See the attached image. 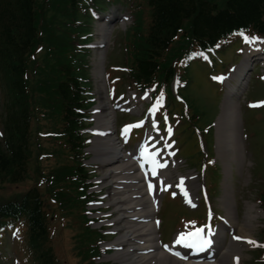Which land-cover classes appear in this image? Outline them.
Segmentation results:
<instances>
[{
	"label": "trees",
	"instance_id": "16d2710c",
	"mask_svg": "<svg viewBox=\"0 0 264 264\" xmlns=\"http://www.w3.org/2000/svg\"><path fill=\"white\" fill-rule=\"evenodd\" d=\"M113 2L136 16L139 8L149 12L145 32L133 19L123 36L121 82L138 92L165 91L171 102V79L180 75L186 88L178 69L202 51H224L238 32L264 36V0H0V190L15 187L0 197V231L19 225L31 264H59L49 243L52 203L76 231L75 263L94 264L99 254L102 234L89 228L85 209L84 128L92 103L85 45L93 14ZM198 119L192 116L194 126ZM259 204L264 208V175Z\"/></svg>",
	"mask_w": 264,
	"mask_h": 264
},
{
	"label": "rangeland",
	"instance_id": "374dc122",
	"mask_svg": "<svg viewBox=\"0 0 264 264\" xmlns=\"http://www.w3.org/2000/svg\"><path fill=\"white\" fill-rule=\"evenodd\" d=\"M215 2L219 6H224V0H215ZM133 10H128L127 8L122 7L120 4L115 3L111 6L108 5L104 12L96 14L95 18L93 17L95 28L93 32V38H91L92 41L89 44L91 47L85 57L88 62V73L90 77L89 85L92 86L95 93L94 96L96 104L93 105L94 107L98 103L97 86L93 71V59L96 54V46L94 45V43H96V25L102 19L104 20L109 15L115 14L118 18H115L111 41L108 46L107 52L105 53L103 65L101 66V75H103V88L105 90V97L107 99V102L113 111L112 119L113 126L115 125L114 127H116L120 123L139 118L141 116V114L139 113L145 110V107L148 106V94H137L133 90L130 91L129 87L124 82L123 85H121L122 88L119 90V80L121 77L119 72H121L122 70V65L126 55V48L123 42V34L126 27H128L131 23V16L129 11H131L133 19L137 22V29L139 31L145 32L147 27V17L149 14L148 10L144 7L136 9L138 13L137 16L135 15ZM123 19L125 21L124 24H122ZM232 36L233 34L229 36V40L230 42H232V45H230L224 53L220 54L219 56L217 55V57L211 58L214 66L213 71H211L210 66L204 64L203 60L201 59V62L198 60L192 62L188 66V68L178 69L179 73L183 74L186 77V80H189L190 84V89L188 86V89H185L183 91V95L189 100L188 103H192L193 105L190 106L189 115L197 116L199 117V119L196 123V126H194L193 123H191V121L189 120H186L185 123V119L179 122L178 125L175 124V137L178 140V153H176L172 158L167 156L166 159L169 160L170 164L168 166L173 170L174 175L185 176L189 173L193 174V177L196 181V186H192L190 187V189L195 196L196 203L198 200L199 204L196 210H190L183 206L176 193L175 195L177 196V199L174 198L171 192H175L173 189V184L176 181V177H173L168 183V191L171 192L166 191L164 193L162 201L163 205H160L157 217H161L163 221L162 225L159 228L160 241H169L171 243V239L174 233L177 234L178 232H183L184 230H186L184 228H181L182 225L186 224L183 222V220H196L199 217L201 218V221L204 220L206 209L204 207V201L202 200L203 198L201 197V193L203 194L201 190L206 186L212 213L214 214L213 221L218 224L217 228L219 230L226 233V241L222 245L221 249H224V251H226V247L231 241L232 237L238 234L234 231H231V234L227 229L220 228L223 224L222 221L227 217L228 221L234 223L236 227H245L247 229L246 234L250 235L257 241V243H251L248 245L243 240H236V244L238 245L237 254L239 256V260L236 258L232 259L226 256L225 261H231V263L233 262L232 264H249L250 259H253L254 263V249L260 245L261 240H264V236L261 233L264 213L258 203V189L262 184V173L264 172V110H260L259 108H252L250 106L251 101L264 98V83L260 80V71L258 70V67H256L252 72L247 91H244L243 94L238 97L240 107L239 115L240 117L242 115L243 121V127H239L238 132L240 134V132L242 131L243 142L245 143L244 158H242L243 160L240 161L238 159L240 158L239 149H237V153H235V156L231 158L232 160H224L221 157V154L217 152L218 145L216 144V141L214 147L211 146L212 140H209L211 133L208 136L202 135V130L207 129V125H209L210 122L214 121L220 111V104L222 101V98H220V96L222 97L224 93V82L226 83V80H228L230 77L229 66L232 65L231 68L236 65L238 66L239 62L243 58L242 54L244 52L253 51L251 45H246L241 42V38H239V40L237 41L231 40V38L236 37ZM223 63L226 64L225 68L221 69V71H223L224 73L225 81L219 85L218 83H214L211 81L212 77L210 78V74L212 72L220 70V67ZM119 92L121 95H119ZM179 94L182 95V93ZM116 104H118L119 107H122V109L128 110L129 112L131 111V113L125 111L130 115L123 112L121 113L118 109H115ZM93 107H89L88 112L91 111ZM182 108L183 105L180 102L174 103L170 110L178 114L181 112ZM163 114L164 112H159L161 118ZM41 122L45 123L44 120H42ZM95 122L93 120L92 126L95 125ZM186 124L189 127L186 128ZM198 129L201 130L202 136L200 135V137L206 143L209 152L213 153V158L216 166H209V173L207 174L206 169L205 175L202 174V171H198L200 170L199 160L202 158V155H198L199 153L196 152V150H200L201 148L198 140L195 138V136H199ZM151 130L152 129L149 125L142 128L141 134H139L136 142L138 141L139 143H146L145 139L148 138L149 132ZM244 131L247 137L245 136ZM152 134L155 136V139H161V144L163 142H167L166 138L162 139L164 135V129L162 125H160L159 129H155ZM134 136L135 131L132 133V140L134 139ZM89 137V142L86 144L85 148V152L88 154L85 163L87 165H90L89 168L92 170V176H94L92 178L94 187L91 188V191H94V193L91 194L93 196H97L98 201L99 199H101V203H95V205L99 207L97 209H94L98 211L93 213L92 215L97 216V218L102 217L103 215H108L107 218L98 219L96 222H92V226L104 224L106 225L107 230H113L114 233L110 236L111 240L109 243H112L113 245L119 233L116 230L117 227L116 223L114 222L116 214L114 211V206L109 202V197L107 196L108 188L111 187V184L101 179L99 169L100 163L92 160L93 154L91 153L89 148L92 144V140L95 139V136ZM2 139L3 131L0 124V141H2ZM249 142L251 145L249 144ZM133 147L134 144L131 141L129 142V144L125 145V149L128 151ZM203 152L208 153L205 147H203ZM180 155H182L185 160L182 159ZM173 163H176V165H174ZM190 163H197V165L191 166ZM218 172L220 173L219 177L217 174ZM97 180L100 181L98 183H95ZM14 188V186L9 187L8 185L4 189H1L0 197L10 195ZM17 188L23 189V185H20ZM3 199L5 198L3 197ZM91 205L92 204L89 205L90 208ZM228 209H231V211H229ZM167 213L171 214L167 215ZM47 215L49 220L51 221L50 244L53 248L55 256L58 258L59 264H76L75 261L77 260V258L75 257L73 252V243L71 238L72 232L68 228L64 227L65 219H63L56 212L54 203H52V207L47 211ZM70 219L74 220V218L72 217H70ZM177 219H181V221H178ZM108 223H112V225L108 227ZM61 233H66L63 239L61 237ZM17 235L18 238L21 237V234L17 232L16 228H9L7 233H5V237L0 238V264H28V255L25 253L23 245L19 241H14V238H17ZM109 244L101 243V246ZM114 250L111 251V253L108 252L109 254L102 253V255L97 258V261L110 260L115 264H122L118 260H114L113 258L109 257L111 254H113ZM84 264L91 263L86 261L84 262Z\"/></svg>",
	"mask_w": 264,
	"mask_h": 264
},
{
	"label": "bare ground",
	"instance_id": "6f19581e",
	"mask_svg": "<svg viewBox=\"0 0 264 264\" xmlns=\"http://www.w3.org/2000/svg\"><path fill=\"white\" fill-rule=\"evenodd\" d=\"M113 17L117 16L115 14L109 15L108 18L98 22L96 27L95 45L97 50L93 59V71L97 86L98 103L94 108V118L96 120L94 127L96 131L95 139L92 140L89 148L93 154L92 160L100 163L101 178L111 184V187L108 188L107 196L116 211L115 220L119 235L114 245L118 246V248L109 257L118 260L122 264H232L225 261V256L232 258L237 255L238 247L234 240L227 246L228 251L220 257H217L220 251L218 249L212 255L195 254L193 252L184 253L181 251L184 258L176 259L165 252H161L158 248V227L149 224L148 219L157 212L158 200L163 190L167 188L168 181L174 175L172 170H167V173L165 175L162 173L161 175L163 176L157 180L151 173L147 178L157 187L154 188L153 196L149 197L146 194V190L144 191L146 186L142 183L145 179H142L141 175L137 174L135 166L136 162L139 161L136 157H140V154L144 155L142 150L145 149V146L137 147L132 152H122V146L118 144V138L114 136L112 128L113 112L110 110L105 97L102 83L103 75H101V66L103 65L113 31L111 26ZM248 60V57L243 58L239 69L236 68L231 73V77L235 76V82L226 85L220 104V111L214 124L215 140L218 145L217 152L221 154L224 160L234 157L237 149L240 151V158L238 159L242 161V158H244V144L238 132L241 121L236 96L238 93L243 92L247 85L248 80L245 71L248 68ZM146 150L149 151L147 148ZM166 164L167 162H164L161 165L164 167ZM179 177L181 176L177 177V181L181 192L184 193L183 188L186 186L189 192L187 197L194 204V194L190 191V187L196 186L193 175L189 173L182 178ZM155 200H157V203H155ZM228 210L231 211V209ZM142 218L143 220H141ZM227 220V218L224 220L223 227L228 226L227 229L230 228L229 230L237 232L236 236H242L246 239L250 238V235L246 234L247 229L245 227H236L234 223ZM140 221H143V223ZM178 238L179 236L175 237L173 243L169 246L170 249L180 251L176 247L180 245V243L176 242Z\"/></svg>",
	"mask_w": 264,
	"mask_h": 264
},
{
	"label": "snow or ice",
	"instance_id": "6c2138e0",
	"mask_svg": "<svg viewBox=\"0 0 264 264\" xmlns=\"http://www.w3.org/2000/svg\"><path fill=\"white\" fill-rule=\"evenodd\" d=\"M242 36H244V39L246 41L248 40H256V39H259L258 37H248L246 35H244V33H241ZM193 56L195 55H199V53H193L192 54ZM215 79H221L222 77H214ZM257 104H264V101H260V102H257ZM252 106H257L256 104L252 105ZM150 111H152V109H150ZM167 117H165L166 119ZM139 123H142V122H138ZM128 127L130 126H126L125 128V131H127ZM171 131V129H169V132ZM144 152L145 155H148L150 158H152V163L156 164L157 161L154 159V153H148L146 148L142 150ZM151 187V185H150ZM185 195H187V192H185ZM194 223V222H193ZM202 229L200 228H197L194 232H188V233H180L179 235V238L177 239V243H181V242H189L191 240H200L202 241L203 243H208L207 240H204V238L200 235ZM237 239H239V237H237ZM249 243H255V241H251L249 240ZM167 247V246H166ZM177 255H179V253H177Z\"/></svg>",
	"mask_w": 264,
	"mask_h": 264
}]
</instances>
